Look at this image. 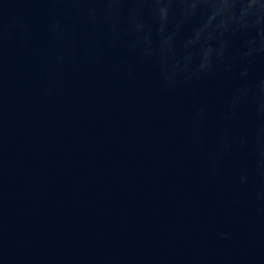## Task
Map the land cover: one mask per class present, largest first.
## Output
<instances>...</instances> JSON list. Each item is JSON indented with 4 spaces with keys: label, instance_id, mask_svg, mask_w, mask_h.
Listing matches in <instances>:
<instances>
[{
    "label": "water",
    "instance_id": "1",
    "mask_svg": "<svg viewBox=\"0 0 264 264\" xmlns=\"http://www.w3.org/2000/svg\"><path fill=\"white\" fill-rule=\"evenodd\" d=\"M0 264H264V0H0Z\"/></svg>",
    "mask_w": 264,
    "mask_h": 264
}]
</instances>
